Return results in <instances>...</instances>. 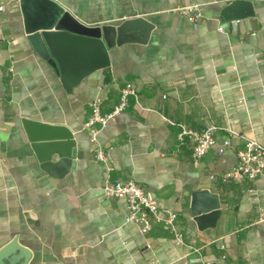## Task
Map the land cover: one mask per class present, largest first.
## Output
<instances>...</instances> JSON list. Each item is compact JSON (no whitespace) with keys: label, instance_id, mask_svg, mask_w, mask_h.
I'll use <instances>...</instances> for the list:
<instances>
[{"label":"crops","instance_id":"obj_1","mask_svg":"<svg viewBox=\"0 0 264 264\" xmlns=\"http://www.w3.org/2000/svg\"><path fill=\"white\" fill-rule=\"evenodd\" d=\"M56 1L89 26L142 17L153 29L144 43L116 44L110 67L69 83L29 43L20 1L0 12V250L16 240L24 251L0 264H202L201 257L264 264V175L222 179L246 140L264 145V0H247L254 15L231 22L220 12L235 0ZM189 4H199L204 18L184 16L180 8ZM126 83L135 89L130 106L97 135L105 164L94 158L85 123L97 100L110 112ZM25 118L68 127L74 167L43 169ZM180 124L217 126V143L195 160L191 141L178 140ZM109 177L136 181L159 207L176 211L186 244L159 224L143 234L129 222L125 201L105 195ZM196 190L221 202L210 234L190 214Z\"/></svg>","mask_w":264,"mask_h":264},{"label":"water","instance_id":"obj_2","mask_svg":"<svg viewBox=\"0 0 264 264\" xmlns=\"http://www.w3.org/2000/svg\"><path fill=\"white\" fill-rule=\"evenodd\" d=\"M25 33L34 50L46 58L69 83H79L97 70L111 66V50L125 41L146 42L153 25L142 17L119 24L89 26L78 20L56 0H20ZM254 15L253 4L235 0L222 8L220 18L231 22ZM143 31V37L135 34ZM31 146L46 171L53 173L65 165L74 167L77 155L72 131L63 125L33 118L23 119ZM59 160L53 162V158ZM190 214L198 229L206 234L216 228L223 214L219 196L209 190L192 193ZM228 230L234 218L227 219ZM23 248L17 241L0 250V263L15 260L14 251Z\"/></svg>","mask_w":264,"mask_h":264},{"label":"built area","instance_id":"obj_3","mask_svg":"<svg viewBox=\"0 0 264 264\" xmlns=\"http://www.w3.org/2000/svg\"><path fill=\"white\" fill-rule=\"evenodd\" d=\"M20 0H0V12L7 10ZM180 12L192 21H199L204 18L202 8L199 4H189L180 8ZM221 31L224 27L219 28ZM135 94L132 83H126L120 93L118 103L108 113H102L100 102L92 103V114L85 123V128L89 129L91 142L93 144L94 158L97 161L107 164V156L103 147L99 144L97 135L101 127L116 116L124 112L130 106V98ZM218 127L209 124L201 131L193 130L185 124H180L178 140L184 142L189 139L192 143L193 158L200 160L217 143L216 132ZM233 135L232 130H228ZM231 143V136H228L219 146L218 151L222 154ZM264 175V145L255 139L246 140L245 145L238 151L237 164L234 168L223 174L224 182H252ZM104 192L108 197L124 200L126 203L129 222L140 227L143 234L149 233L155 224L161 225L169 231L174 240L180 244H186L184 233L179 229V214L169 208H161L152 197L136 181H123L109 177L104 183ZM201 256L200 249L188 245ZM223 258L226 256L223 255ZM202 264H217L215 259H205L201 257Z\"/></svg>","mask_w":264,"mask_h":264}]
</instances>
